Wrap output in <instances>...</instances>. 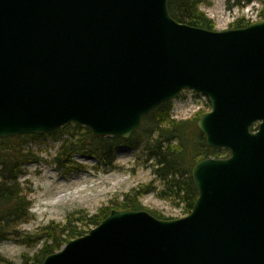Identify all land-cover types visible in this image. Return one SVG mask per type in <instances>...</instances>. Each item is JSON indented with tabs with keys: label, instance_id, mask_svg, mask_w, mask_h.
I'll use <instances>...</instances> for the list:
<instances>
[{
	"label": "water",
	"instance_id": "1",
	"mask_svg": "<svg viewBox=\"0 0 264 264\" xmlns=\"http://www.w3.org/2000/svg\"><path fill=\"white\" fill-rule=\"evenodd\" d=\"M206 96L229 156L195 164L191 212L112 209L41 264H264V20L209 30L168 0H0V139L68 124L129 139L155 107Z\"/></svg>",
	"mask_w": 264,
	"mask_h": 264
},
{
	"label": "trees",
	"instance_id": "2",
	"mask_svg": "<svg viewBox=\"0 0 264 264\" xmlns=\"http://www.w3.org/2000/svg\"><path fill=\"white\" fill-rule=\"evenodd\" d=\"M227 0L229 6H247L258 2V20H264V0ZM212 0H168L171 16L181 23L209 30H216L215 21L203 10ZM252 21L245 17L236 19L232 28H242ZM173 101L161 103L147 114L139 128L129 139L119 137H98L86 127L68 124L55 131L43 134H24L0 139V242L9 238L21 240L24 244L39 245L35 254L24 253L20 264H41L44 259L59 251L67 242L87 234L105 219L112 209L147 210L157 218L170 219L157 211L148 210L142 205L144 194L157 191L164 200L181 202L186 214L193 209L198 192L192 178L195 164L205 158H224L229 152L224 148H213L206 144L197 121L206 113L198 112L192 119L177 120L172 115ZM210 107V104H208ZM53 138L60 141L58 156L73 163L76 154L95 158L106 172L116 167V153L120 146L142 150L146 161L151 162L153 174L160 182V188L142 186L132 193L124 194L101 207L94 215L80 210L66 216L64 223L51 222L37 229L33 234H23L20 226L31 217L29 190L20 179L25 175V167L42 160L33 150L37 140ZM59 160V158H57ZM178 203V204H179ZM0 264H18L0 255Z\"/></svg>",
	"mask_w": 264,
	"mask_h": 264
},
{
	"label": "rangeland",
	"instance_id": "3",
	"mask_svg": "<svg viewBox=\"0 0 264 264\" xmlns=\"http://www.w3.org/2000/svg\"><path fill=\"white\" fill-rule=\"evenodd\" d=\"M260 8L258 2L243 8L238 5L230 7L227 0H212L210 6H202V10L215 21L217 30L232 28L231 24L240 17L258 21ZM189 95V92H184L173 101L172 115L175 119H192L198 112L210 110L207 99L203 97L195 98V103H186L184 100ZM60 145V141L51 137L32 144L42 160L27 165L24 168L26 173L20 179L23 187L29 190L31 202V217L20 226L24 235L33 234L51 222L64 223L72 212L83 210L94 215L111 200L121 199L124 194L142 186L160 188L142 148L120 146L116 153L117 169L106 172L90 156L76 154L73 163H68L65 157L58 156ZM141 202L148 210L157 211L166 218L177 219L187 215L181 202L161 199L157 191L144 194ZM40 246L9 238L0 242V255L20 264L24 253L33 255Z\"/></svg>",
	"mask_w": 264,
	"mask_h": 264
},
{
	"label": "built area",
	"instance_id": "4",
	"mask_svg": "<svg viewBox=\"0 0 264 264\" xmlns=\"http://www.w3.org/2000/svg\"><path fill=\"white\" fill-rule=\"evenodd\" d=\"M195 101V97H194V95H191V96H189L187 99H186V103H188V102H192V103H195L194 102Z\"/></svg>",
	"mask_w": 264,
	"mask_h": 264
}]
</instances>
